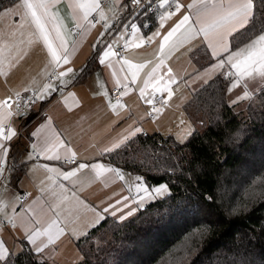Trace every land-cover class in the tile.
<instances>
[{"label":"crops","instance_id":"obj_1","mask_svg":"<svg viewBox=\"0 0 264 264\" xmlns=\"http://www.w3.org/2000/svg\"><path fill=\"white\" fill-rule=\"evenodd\" d=\"M106 1L101 0L102 7ZM127 1L115 0V7L111 11L105 7L106 21L93 13L89 20L92 23L91 19L95 15L101 25L89 27L82 19L80 10L74 7L76 0L54 2L49 0L48 12L54 13L57 20L44 17L47 29L53 37L54 46H58L59 41L55 39L54 27L58 21L70 53L69 63L56 71L68 69L72 71L63 77L62 81L52 83L54 90L46 97L38 99L36 109L42 113L32 117L33 123L14 145L6 147V152H0V159L8 164L0 179V201L3 203L4 213L0 214V241H3L4 247L8 250L6 260L28 246L34 253L52 264H71V261H78L81 256L77 241L85 237L91 229L106 218L125 221L138 213L139 210L135 208L136 200L128 185V177L121 173L123 175L121 179L113 172H102L97 175L91 166L103 165L105 168L123 171L107 163L103 156L116 150L117 148L113 146L124 137H128L124 143L138 134L161 133L164 136H174L181 142L179 139L188 133L189 138L191 131L193 132V124L185 112L187 102L186 99L180 98V93L176 91L178 86L180 90L181 82L186 84L191 94L218 74L229 73L232 77L228 90L230 97L231 93L237 91V88L232 86L235 81H239L238 84L243 85L244 89L261 80L258 75L255 79L241 78L239 74L233 75L236 69L226 63L229 52L223 51L220 47L218 34L211 33L206 40L203 34L191 36L187 32L189 25L197 30L204 25H210L227 11L230 3H239L242 0H175V3L182 6L178 12L175 11V3L169 0L167 7L160 6L157 25L154 28H150L151 23L145 21L144 26L139 25L138 21L143 18L142 15L137 21H130L128 26L134 25L140 29L132 35H128L124 27L119 29L129 11ZM32 2L39 3L40 0ZM194 3L198 6L190 7ZM21 4L22 0L16 1L6 8L13 10L11 14L0 16V71L3 72L0 75V101L9 99L11 104L9 109L0 111L13 113L6 124L15 133L22 124V119L16 117L14 113L13 101L17 93L19 95L29 91L38 93L48 83L50 75L47 74L53 71L47 49L43 41L39 40L31 17L24 19L21 25V18L26 12ZM167 11H173L174 14L165 20L161 27L160 17ZM253 11L254 7L248 22ZM43 12L44 9H37L38 14ZM185 15L190 17L189 25H185L176 34L170 46L161 54L160 44L163 37ZM77 24L81 25L79 29L76 27ZM247 24L227 35L231 51L232 36ZM231 27L229 25L220 31L227 33ZM157 31L160 36L148 42L147 37ZM110 37L113 38L112 42L107 45ZM141 40L145 43L141 47H135L133 41L138 44ZM120 43L128 45L124 60L132 65H145L140 69L135 82L132 81V73L136 68H129L128 64L123 63L124 60L119 61L116 56H111L104 65L99 63L103 51L107 50L109 45L113 46L114 51ZM210 43L212 47H209ZM203 46L208 49L213 62L199 71L191 58V53ZM213 48L216 50L215 56L212 55ZM221 61L225 62L224 67L217 69L216 65ZM157 66L158 71L153 77V83L155 77H164L160 86L166 87V90L154 91L149 87L142 98L140 89L143 88L144 81L153 75L152 70ZM117 80L119 85L116 83ZM125 85L128 88L127 94H122L120 100L114 99L112 90L120 87L123 93ZM159 95L167 96L169 103L152 112L154 119H151V105ZM119 104L124 106L119 107ZM137 128L140 131L130 135ZM53 141H59L64 145L58 148L61 157L71 152L76 153L78 161L75 165L64 163L63 158L45 159L43 154H38L46 142ZM33 145H36L35 152L32 149ZM110 147L113 148L112 151H105ZM13 155L19 164L25 165V171L20 177L19 171L9 165ZM36 155L41 157V161H36ZM78 164L89 167L81 169L76 176L68 180L55 171H46L48 168L61 173L68 172L75 169ZM23 195H27L28 199L21 203L19 198ZM1 220L14 221L16 227L6 228L1 224ZM53 220L57 222V227L63 229V234L43 252L36 251L35 245L29 242L27 235L33 229L43 231ZM46 239L47 237L42 236L37 243Z\"/></svg>","mask_w":264,"mask_h":264},{"label":"trees","instance_id":"obj_2","mask_svg":"<svg viewBox=\"0 0 264 264\" xmlns=\"http://www.w3.org/2000/svg\"><path fill=\"white\" fill-rule=\"evenodd\" d=\"M16 1L1 0L0 11ZM252 1L232 51L264 33V0ZM158 13L144 9L132 22L142 15L139 25L154 28ZM191 58L199 71L213 62L204 46ZM231 82L229 73L218 74L191 93L185 112L193 132L185 142L138 134L103 156L150 188L167 184L170 194L128 220H103L77 241L75 264H264V86L248 91L241 107L230 100ZM9 165L19 177L25 171L14 155ZM1 264L52 263L26 246Z\"/></svg>","mask_w":264,"mask_h":264},{"label":"snow or ice","instance_id":"obj_3","mask_svg":"<svg viewBox=\"0 0 264 264\" xmlns=\"http://www.w3.org/2000/svg\"><path fill=\"white\" fill-rule=\"evenodd\" d=\"M54 2V0H53ZM173 3H175V0H172ZM133 3L137 6V8L142 7V0H133ZM169 3V0H164V2L160 5L161 7H167ZM109 5H111L109 7ZM23 7L26 12L24 13V17L21 18V25H23L24 19H26L28 16L31 17L32 22L35 24L39 40L43 41L44 46L47 49L48 55L50 57L49 63L53 67L52 73H48L47 75H55V78L57 80H61L62 78L69 75V73L72 71L71 69H68L67 71H61L57 72L56 69L60 68L62 65H66L69 63L68 56L70 55L67 47V42L65 40L64 33L60 30V26L54 25L56 35L55 39L59 41L58 46H54L53 43V37L51 33L47 29V22L44 19V17H49L52 20H57V17L54 13L48 12V8L50 6L49 0H40L39 3H33L32 0H22V4L20 5ZM197 4H193L190 7H197ZM74 7L78 8L81 12L82 19L89 25V27H95L93 23L89 20V17L92 16L93 13H96L97 16L101 20L106 21L107 15L105 12V7H108V10L111 11L112 8L115 7V0H108V4H106L104 7H102L101 0H76L74 3ZM182 6L179 3H175V11H179ZM253 8L252 0H242V2L239 3H230L228 6L227 11H225L222 15H219L213 23L210 25H204L200 27L198 30L192 28L189 25L190 17L188 15L183 16V18L175 25L174 28H172L171 31L167 33L162 39V42L160 44V53L163 54L166 47L170 46L171 42L173 41V38L176 36V34L185 27V25H189L187 28V32L191 34V36H198L200 34H203L204 38L207 40L209 35L211 33H216L219 36L220 39V47L223 51L229 52L228 59L226 61L227 64H230L233 68L236 69V73H233V75L239 74L241 78L247 77L249 79H255V76L258 75L262 81H264V34L259 35L256 39L252 40L250 43L245 45L243 48H241L238 51H235L234 53L231 51V49L228 47V41H227V35H230L232 31L242 28L245 24H247L248 19L251 15ZM37 9H44V12L42 14L37 13ZM12 9H8L3 13H0V16L9 15L12 13ZM174 14L173 11H167L165 14H162L160 17V25L163 26L165 20L171 18V16ZM229 25L232 27L228 30L227 33H223L220 30L227 28ZM76 27L79 29L81 25L77 24ZM133 32H139L140 29L136 28L134 25ZM160 33L159 31L154 32L151 36L147 37V41L151 42L156 37H159ZM31 42V41H30ZM145 43L144 40H141L140 43H135L133 41V44L135 47H141ZM128 45H125L127 47ZM174 46V45H172ZM209 47H212L211 43L209 44ZM116 53L113 51V46L109 45L107 47V50L103 51L102 57L99 60V63L104 65L106 63V60L111 57L115 56ZM212 55H216V50L213 48ZM124 64H128L129 68H136V71L132 73V81L135 82L137 79L138 73L140 69H142L145 65H132L129 61L124 60ZM163 61H161V64ZM225 62L221 61L216 65L217 69H222L224 67ZM111 66L110 64L108 65ZM158 71V66L154 67L152 70V74L150 75L149 79L144 81L143 88L140 89V96L143 98L147 92V89L151 87L154 91H164L166 90V87H161L160 82L164 79V77L159 76L155 77V82L153 83V77L155 76V73ZM169 75H171V69L168 70ZM3 72L0 71V75H2ZM255 74V75H254ZM115 75V73H113ZM116 83L119 85V80L116 81ZM237 84L239 81L236 82ZM54 90L53 85L51 82H48L43 86L42 89L39 90L38 93H34V99L33 103L36 99H41L47 96V94ZM128 88L125 85L124 91L122 94H127ZM169 96H171V92L169 91ZM17 97H19V93H17ZM245 98H248V95H245ZM111 103V101H109ZM151 102V101H147ZM123 104H119V107H123ZM11 107L10 100L5 99L3 101H0V110H7ZM158 111V110H157ZM17 115L23 114V112L20 109L19 102H17ZM13 115L11 111H0V152H6V145L4 143L5 140H10L13 136L16 135L14 131H11L9 129L8 133L5 134L4 129L6 127H9L6 124V121L10 119V117ZM140 131L139 128L135 129L130 135H135V132ZM128 137H124L119 143L115 144L113 147L118 148L122 143H124L127 140ZM64 147L62 143L59 141H53V142H46L44 148L41 149L40 153L43 154L45 159H56L60 160L63 158L64 163H75L76 162V153L71 152L69 155L61 157V155L58 152V148ZM33 151H36V145L32 146ZM113 148H107L105 151H112ZM32 158L31 156L29 157ZM4 160L0 159V164H3ZM86 167H89L85 164H78L75 169L68 172H59L56 169H48L46 168V171H55L59 175L63 176L65 180L70 179L71 177H74L77 175V172H79L81 169H84ZM93 170L97 172V175L101 174L102 172H113L117 176H119L121 179H123V175L116 169L113 168H105L103 165H93L91 166ZM4 169L0 168V176H3ZM139 179V178H138ZM156 194H162L164 191H166V188L161 187L154 190ZM137 192H143L146 196H151V193L148 192L146 188L143 187V185H139L137 187ZM0 214L3 213V203L0 201ZM58 215V214H57ZM12 222V221H10ZM14 223V222H13ZM38 223V221L36 222ZM55 229V231H53ZM63 234V229L57 227V222L53 220L47 228H45L43 231L38 229H33L29 232L27 235V239L29 242L36 247V251L43 252L49 245L54 244L59 237ZM44 236L47 237L46 240L40 241V243H37L40 238ZM8 257V250L6 247H4L3 241H0V261L6 260Z\"/></svg>","mask_w":264,"mask_h":264},{"label":"built area","instance_id":"obj_4","mask_svg":"<svg viewBox=\"0 0 264 264\" xmlns=\"http://www.w3.org/2000/svg\"><path fill=\"white\" fill-rule=\"evenodd\" d=\"M1 1V0H0ZM164 0H142V7L137 8V6L133 3V0H128V14L126 15V17L123 19V21L121 22L119 29L124 27L126 28L127 34L128 35H132L133 32V28L131 26H128V23L130 21H132V19L136 16V14L144 9H147V11H149L150 13H154L156 11H159L160 9V4L161 2ZM108 4V0L103 3V5ZM92 23L96 26L101 25L100 21L96 18L95 15H93L92 17ZM126 26V27H125ZM118 31V30H117ZM116 31V32H117ZM112 37H110L107 41V45L110 44L112 42ZM125 43H120L118 44L115 48H114V52L116 53V58L119 61L124 60L126 54H127V50L128 48L125 47ZM58 72V71H57ZM57 79L55 78V75H50L48 82L54 83L56 82ZM130 86V85H128ZM34 93L32 91L23 93L21 95H19V97H15L14 101H13V106H14V113H16L17 111V102H19L20 105V109L24 114V117L22 118V124L18 130V132L16 133L15 136H13L10 140H5V145L6 147H11L12 145H14L17 141V139L21 136H23L25 134V132L27 131V129L29 128V126L33 123V118L30 117V113L37 111V113L41 114L42 112L39 111L38 109H36V105L38 102V99L35 100V102L33 103V99H34ZM112 96L114 97V99L116 100H120L122 98V89L120 87H117L115 89L112 90ZM169 103V98L165 95H159L157 96V98L153 101L152 105H151V114H150V118L154 119V114L152 112L157 111L159 109H161L163 106H166ZM16 117H20V115L15 114ZM22 115V114H21ZM36 116H39L36 114ZM10 127H6L4 129L5 134L8 133ZM35 159L37 162L41 161V157L36 155ZM78 160L76 159V162ZM75 163H69L71 165H75ZM0 168H3L4 170L8 168V164L7 162H4L3 164H0ZM2 178V176H0V179ZM28 197L27 195H23L19 198V201L21 203H24L25 201H27ZM12 221H6V220H1V224L9 229H14L16 227V223ZM1 264V261H0Z\"/></svg>","mask_w":264,"mask_h":264},{"label":"rangeland","instance_id":"obj_5","mask_svg":"<svg viewBox=\"0 0 264 264\" xmlns=\"http://www.w3.org/2000/svg\"><path fill=\"white\" fill-rule=\"evenodd\" d=\"M8 9H11V8H8ZM8 9H6V10H8ZM6 10H4L3 12H5ZM122 34H123V31H122ZM261 84H263V85H261ZM232 86L235 89L237 88V91H235L234 94H232V93L230 94V100L233 102H240L239 106L242 107L245 104V101H242V100H244L245 95L248 94V91H250L251 93L256 92L262 86H264V81H261V80L260 81L258 80V82L255 81L248 88H244V89H243V85L237 84L236 81L233 83ZM176 91L178 93H180V98L186 99V102H188L190 100L191 94H190V92H189V90H188V88L184 82L180 83V90H179V86H178ZM191 133H192V131H191ZM187 134L184 137H181V139H179V140H181V143H183L187 140V138H188ZM120 173H122V174L124 173V175H126L128 177V185L130 187V191L133 194L132 196H134V198L136 200L135 208H137L139 211L141 209L145 208L148 204H150L152 202H156L158 200H162L170 194L169 187L165 183L159 184L153 188H150L141 176L134 175L129 171L128 172L121 171ZM139 185H143V187L146 188L149 193H151V196H146L143 192H137V187ZM161 187L166 188V191H164L162 194H156L154 190L157 188H161ZM120 214H122V213H120ZM134 216H136V214ZM81 259H82V257L80 256L78 261H80ZM78 261H73V262L71 261V264H73L75 262L77 263Z\"/></svg>","mask_w":264,"mask_h":264},{"label":"water","instance_id":"obj_6","mask_svg":"<svg viewBox=\"0 0 264 264\" xmlns=\"http://www.w3.org/2000/svg\"><path fill=\"white\" fill-rule=\"evenodd\" d=\"M23 117H24V114L20 115V117H19V118H20V119H22Z\"/></svg>","mask_w":264,"mask_h":264}]
</instances>
